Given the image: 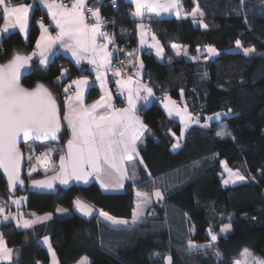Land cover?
Wrapping results in <instances>:
<instances>
[{"label":"trees","instance_id":"obj_1","mask_svg":"<svg viewBox=\"0 0 264 264\" xmlns=\"http://www.w3.org/2000/svg\"><path fill=\"white\" fill-rule=\"evenodd\" d=\"M117 2V8L106 0L98 5L101 13L113 20L116 40L127 44L131 51L138 39L133 5L126 0ZM181 3L186 11L198 3L208 27L175 17L152 20L149 26L164 45L168 58L160 61L152 52L144 51L142 60L145 78L155 92L183 101L200 123L190 124L181 137L180 120L168 116L157 99L141 111L147 130L138 148L147 168L140 159L130 161V173L135 170L136 180L128 179L122 191H106L97 181L59 186L54 191L18 190V194L27 195L23 207L28 215L52 213L54 217L29 229L17 228L14 220L2 222L0 234L15 253L11 264H49V252L39 241L44 234H49L59 264H76L84 256L90 264H165L166 255L172 256L173 264H177L180 255L189 259L187 264H234L243 249L264 259V0H245L243 5L241 0H196V3L181 0ZM39 18L48 21L36 4L27 39L18 30L1 39V63L16 52H31L40 31ZM237 39L241 48L236 47ZM171 43L186 47L195 59L176 56ZM207 45L215 47L218 55L206 59V54L197 52V48ZM247 47L256 51L245 56L243 48ZM64 68H68L67 77H61ZM82 74H88L86 66L77 67L69 58L58 55L46 66L33 60L22 84L31 88L38 82L44 83L58 100L62 116L63 86ZM57 77L61 79L58 81ZM98 96L99 89L92 87L87 100ZM216 112L228 114L206 121ZM205 123L209 126L202 127ZM221 129L227 134L217 136ZM67 138L68 131L63 128L53 143L61 146ZM176 138L180 147L174 149ZM43 145L35 142L36 149ZM222 161L243 173L245 180L223 185ZM41 175L28 176L25 172L23 177L27 182ZM148 182H156L164 195L156 201L153 198L154 206L161 203L175 214L185 216L189 233L173 222L172 232L159 229L150 223L151 216L131 229H119L101 222L98 216L86 221L73 213L64 217L55 215L59 206L71 209L72 201L79 197L110 216L131 219L135 187ZM10 196L0 172V199L9 200ZM227 224L231 225V231L220 234ZM209 230L212 234L219 233L216 241L211 240ZM189 240L206 247H193L189 251ZM216 250L220 257L215 255Z\"/></svg>","mask_w":264,"mask_h":264},{"label":"snow or ice","instance_id":"obj_2","mask_svg":"<svg viewBox=\"0 0 264 264\" xmlns=\"http://www.w3.org/2000/svg\"><path fill=\"white\" fill-rule=\"evenodd\" d=\"M40 3L48 9V14L51 16L55 27L59 30L55 37L49 33L48 28L40 22L41 36L36 43V48L39 49V61L41 65L48 62V53L51 52L53 46L59 41L60 47L66 48L75 57L77 64L81 60L87 59L90 64L94 66L96 72V79L100 81L101 86L105 84V73L113 71L114 75L121 74L120 69H113L111 65L112 53L107 51L108 44H111L112 38L107 32L102 31V27L106 21L100 15L99 9H92L87 7L86 0H72L71 5L65 3H57L56 0H40ZM135 5L134 17L143 19L146 15L151 19L150 14L160 16L162 12H174L177 18L187 19L192 18L193 24H199L201 27L207 28L208 25L204 23V11L196 3L191 12H184L181 0H132ZM245 0H241L243 5ZM33 5L24 3H13L12 0H0V9H2V19L4 20L3 32H7L10 28H19L20 32H26L29 20V12ZM89 13L94 22H88ZM137 27L141 33V44L146 41L143 37L146 33V26L138 24ZM102 38L106 43L98 44L97 38ZM152 40L155 41L150 47L156 48L158 56L163 55V47L160 46L159 41L153 35ZM236 47L241 48L242 43L239 39L235 41ZM171 47L176 51V55H188V50L185 47L181 50L180 46L172 44ZM254 47L243 48V54L249 56L254 53ZM197 52L200 49L197 48ZM209 56L218 55L217 49L211 45L207 46ZM91 53V56L87 54ZM37 53L33 52L30 55H22L15 53L7 64L0 65V169H3L7 176L8 187L10 190L16 188L17 184L23 186L24 181L20 176L22 153L19 148L21 138L24 141L34 139V141H44L49 137H56L57 133L61 131V124L59 118V106L56 98L43 84H37L35 88L28 89L21 85L20 75L21 69L24 68L33 56ZM129 55H132L129 53ZM195 59V57H193ZM207 59V57H206ZM142 67V65H141ZM207 73H205V76ZM64 73H61V77ZM61 77H57L59 81ZM120 88H126L128 91V107L116 109L111 104V94L105 92L100 100L95 101L91 105L84 104V91L89 88L87 77H82L73 80L71 84L64 88V92L68 93L72 85H75V93L72 96L65 97V105L67 111L64 119L71 130V139L67 142V154L60 155L59 171L56 176L46 181L34 180V187L52 188L51 180L59 178L61 184H67L70 180L83 181L88 183L90 177H95L100 182L101 188H109L115 186H123L125 179L136 180L135 170L132 174H128L126 161H132L139 155L136 147L137 141L147 130V126L140 120L135 113V101L139 98V88H143L148 95L152 94V88L144 84H139L136 88L132 87L133 81L131 77L127 80H117ZM145 100L147 96L143 97ZM169 103L165 107L168 108L169 115L173 112L180 116L184 127L181 129V137L184 135V130L189 127L191 123L199 124V118H193L191 113H188L187 108L183 110L176 107V102L171 100V97H166ZM98 109H104L103 112ZM232 110L229 109L228 113ZM228 113H216V118L226 116ZM208 119H212L209 117ZM207 123L202 127H208ZM227 134L224 129L217 131V136ZM175 136V133H172ZM180 147L179 139L173 145V148ZM30 150L32 146L29 145ZM55 151V149H47L41 156L44 160L47 159L48 153ZM41 156H36L39 163H44ZM143 164V160L139 161ZM225 165L229 176L223 179L225 185L230 182L235 184L238 181H244L245 176L240 172L233 171ZM147 166L145 165V169ZM35 166L29 169V175L35 171ZM149 175H151L149 173ZM154 195L162 199V193L159 189L155 190ZM141 197V202L137 204L136 209L133 210L131 224L135 225L140 222L143 216V208L147 206L151 200L147 193H137ZM23 198H21L22 200ZM21 200H13L12 203L19 205ZM77 210L86 216L93 214V209L81 201L75 200ZM6 204H0V216L3 220L15 219L17 221V228L29 229L33 224L49 218L48 215L36 217L35 220L23 219L22 214L17 216L4 215ZM66 211V210H63ZM35 216V214H32ZM99 216L103 217L111 226L119 228L120 226H128L129 221L117 219L110 216L107 212L100 211ZM231 229V225H225L220 229L221 233H227ZM211 240L216 241L217 235L212 234ZM44 243L48 245V250L52 255V264H58L56 253L52 249L47 236L44 237ZM189 251L193 247H206L204 245L196 246L189 240ZM14 250L7 246L3 234H0V264H11ZM159 255V253H156ZM215 255L221 256L219 250H216ZM242 260H238L235 264H248L249 257L252 253L248 249H243L241 252ZM168 264H171V257L166 258ZM78 264H88L86 258H82ZM252 264H264L262 258H252Z\"/></svg>","mask_w":264,"mask_h":264},{"label":"crops","instance_id":"obj_3","mask_svg":"<svg viewBox=\"0 0 264 264\" xmlns=\"http://www.w3.org/2000/svg\"><path fill=\"white\" fill-rule=\"evenodd\" d=\"M126 1H129L130 3H132V0H126ZM56 2L57 3H63L61 0H56ZM100 2H102V0H86V4L91 3L92 5H94V10L95 9H98L97 6H98V4H100ZM21 3L28 4V5H33V7L30 9V12H29V20H28L26 32H20V30H19L18 27L15 28V29H11L10 28L7 32H3L2 29L4 27V20L2 19V21L0 22V41H1V39L5 35L9 34L12 31H15V30H18L23 35V37L25 39H27L31 16H32V14H33V12L35 10L36 4H38L41 7V9L44 11V13L47 15L48 21L47 22H44V20H42L40 18L37 20V25H38L40 31H39L38 37L36 39L34 48L31 50V52L28 55H30L33 52H36L37 55L36 56H33V58H32L31 61L37 60L38 63L40 64V61H39V58H38L39 57V49L36 48V43L40 39L41 31H42L41 28H40V22H42L45 25V27L48 28L49 33H51V35L53 37L56 36V34H57V32L59 30L55 27V24L52 21L51 16L48 14V9L46 7H44V5L42 3H40V0H32L31 2H21ZM16 4H19V3H16ZM132 5H133V11H132V17H133V19L136 21L137 25L138 24H141V23L144 24L146 26V33H147L143 37V39L146 42L144 44H141L142 37H141L140 29L137 27L138 28V30H137V32H138V35H137V37H138L137 44L130 51V53L132 55H131V58L129 60L130 67H131V69L133 71V74H134L133 77L131 78L132 81H133L132 87L133 88H136L139 84H144V85H147L148 87L152 88V94L151 95H148V93L143 88H139V98H136V101H135V113L134 114L136 116H138L140 118V120L144 123L143 117L141 115V111H142L143 108L147 107L148 105H150L151 103H153L154 101H156L157 100V97H158V94L155 92V90L153 89L152 86L146 84L145 81H144V79H145V66H144V62L142 60V52H144V51L152 52L155 55V57L158 60H160V61H164V60H166L168 58L166 56V51H165L164 45L162 44V42L158 38V36L150 28L149 22L152 21V20H155V19H163V18H168V17H175V18H177V17H176V15H175L174 12H162L160 14V16H155L154 14H150L151 15V19H149V16L148 15H146L143 19H140V18H137V17H134L133 16V13L135 12V5L133 3H132ZM183 11L184 12H188V13L191 12V10L190 11H186L184 9H183ZM85 15H86V13H85ZM177 19H179V20H191L192 21L191 16H189L187 19H184V18H177ZM195 25H199V24H195ZM153 35L156 37V41H159L160 46L163 47V50L164 51H163V55L162 56H158L157 55L156 48L150 47V45H152L153 43H155V41L152 40V36ZM97 43L98 44H103V43H106V42L102 38H99L98 37L97 38ZM172 44H175V43H171V45ZM176 45H178V44H176ZM178 46H180V45H178ZM207 46H209V45H207ZM207 46H204V47L199 48V49L201 50L200 51L201 53L206 54L205 57L209 58L210 56H209V54L207 52ZM180 48H181V50H183L185 47H181L180 46ZM171 50L176 55V51L172 47H171ZM107 51H108V46H107ZM200 52H198V53L201 54ZM47 55H48V62L45 65H42V66H46L48 63H50L58 55H62L64 57L69 58L77 67L86 66V68L88 70V74H82V75H79V76L74 77V80L80 79L82 77H87L88 78V82H89L90 87L89 88H86L85 91H84V104L86 106L93 104L97 100H100L101 96H104L105 95V92H108V93L111 94V104L113 105L114 108L120 109V108H127L128 107V91H127V89L126 88H123V89L120 88V86L117 84V81L115 83H113V84L112 83H109L108 82V71L105 73V76H104V78H105V84L102 87L100 81H98L96 79V72L94 70V66L92 64H90L87 59L81 60L80 63L77 64L76 59H75V57L72 56L71 52L68 51L66 48L60 47L59 41L56 42V44L53 46L51 52L48 53ZM87 55L88 56H91V53H88ZM187 56L190 57V58L195 57V56H190L189 55V52H188V55ZM211 57H213V56H211ZM141 65H142V67H141ZM62 72L64 73V76L63 77H67V75L69 74L68 68L62 69ZM118 80H125V79H118ZM92 87H96V88L99 89V96L97 98L91 100V101H88L87 100V95H88L89 90ZM75 88H76V86L74 85V92L70 96L74 95ZM116 90H119L120 93H121V97L118 100L119 101V104L118 105H114V102H115V91ZM145 96H147V99L146 100L143 98ZM171 100L172 101H175L172 97H171ZM160 103H161L164 111L166 112V114L168 116H170L169 115L168 108L165 107L166 104L169 105V108L172 107V105L169 103V101L166 99L164 101H161ZM177 104L178 103L176 102V107H179V106H177ZM66 111H67V108H66V105H65V102H64V112H63V115H62V121H63V128H65L68 131V138L65 141V143L60 146L59 153L57 155H55V152H56V146L55 145L56 144L53 143V142H50L51 144H49V147L47 149L51 148V149H55V151H52V152L48 153V156H47V159L46 160H44V157L41 156V159L44 160V163H39L35 159L33 160V157H34V154H35V151L36 150L29 156V160L33 161V165L32 166H35V169H36L35 171H32L31 172V175H33L35 173H41L42 175L39 176V177H31V178H29L27 180V189L28 190L54 191L59 186H68V185H70L72 183L87 184V183H84L83 181H77L75 179L70 180L67 184H61L59 178H57L55 180H51V183L53 185L52 188H47V187H34L33 186V183H32L34 180H36V181H46V180H50V178L56 176L57 173H58V171H59L60 155L61 154H65L66 155L67 154V150H68V148H67V142H68L69 139H71V136H72L71 130H70V128L67 125V121L64 119V115H65V112ZM98 111L103 112L104 109H98ZM177 116H176L175 112H173V114L170 117L171 118L172 117L173 118H177ZM181 124H182V128H183L184 125H183L182 122H181ZM186 130L187 129L184 130V133L186 132ZM142 137H143V135L140 137V139ZM139 140L136 143V147H137L138 153H139V148H138V142H139ZM26 157L28 159V156H26ZM134 159H140V153ZM129 163H130V161H126L125 162L126 167L128 169V174L130 175V165H129ZM28 173H29V170H28ZM127 180L128 179H125L123 181V186L122 187L115 186V187H109L107 189H105V188H103V189L106 190V191H122L124 189V187H125V184H126V181ZM92 181H97L100 184V182L98 180H96V178L94 176L89 178L88 183L89 182H92ZM239 182H241V181H239ZM227 185H231V184H227ZM22 198H23L22 199V201H23L22 203H24V205H25L26 202H27V195L26 194H23L22 195ZM26 214H27V212L25 210V215ZM45 215H48L49 218L46 219V220H43V221H39V222L33 224V226L34 225H37V224H40V223H44V222H46V221H48V220H50L51 218L54 217V214H52V213H43V214H37L35 216L28 215L27 216V219L28 220H35L36 217H42V216H45ZM9 220H12V219H9ZM230 231H231V229H230ZM229 232H227V233H229ZM39 241H40V239H39ZM40 243L47 247V244H45L44 241H42V242L40 241ZM254 257L259 258L257 256H254ZM240 259H238V260H240ZM87 262H88V264H90V261H87Z\"/></svg>","mask_w":264,"mask_h":264},{"label":"rangeland","instance_id":"obj_4","mask_svg":"<svg viewBox=\"0 0 264 264\" xmlns=\"http://www.w3.org/2000/svg\"><path fill=\"white\" fill-rule=\"evenodd\" d=\"M262 5H264V4H262ZM130 58H131V55L128 57V63H129ZM210 58H211V56H210ZM129 66H130V64H129ZM177 106H179L178 108H180L181 110H183L186 107V105H185L184 102L178 103ZM187 111H188V113H190L189 110H188V108H187ZM216 113H223V112H216ZM216 113L209 115L208 118L211 117L212 119H207L206 121H211V120L219 119V118H216V116H215ZM191 115L194 118V115L192 113H191ZM177 118L181 121L180 116H177ZM193 123H191V124H193ZM177 139H179V138H176V143H177ZM43 144H44L43 145L44 147L48 148L49 147V144H51V143L50 142H46V143H43ZM29 145H31L32 146V149H34V151H35L36 150L35 141H32L31 140V141L25 143L24 146H23V148L25 150V155L27 154L26 156H28V159L26 157V163H28L30 161V163H31L30 167H31L33 165V161L29 160V156L34 151L33 150H30ZM55 146H56L55 155H57L59 153V151H60V146H58V145H55ZM141 159L142 158H140V160ZM33 160H34V158H33ZM223 162H225V161H223ZM142 165H145L144 164V161H143V164ZM221 165H222V174H221L222 175V184L225 185L223 183V179H227L228 176H229V173L227 172V170L225 168V165L222 164V163H221ZM30 167L27 166V164H26L25 172L27 173L28 176H29L28 170L30 169ZM227 167L230 168L228 165H227ZM232 170L234 172L237 171V170H234V169H232ZM240 174H242L244 176L243 173L240 172ZM238 182H236V183H238ZM229 184H233V183L230 182ZM158 187L159 186L157 185L156 182H148L146 184L141 185L140 187L139 186L135 187V195H136V197H135V206H134V209H136L137 204L141 202V197H138L137 196V193H147L148 196H149V198H150V200H151V202L147 206H145L143 208V216L141 217L140 222H138L135 225H132L131 224L132 218L131 219H122V220L129 221V225L128 226H120L119 229H131V228L137 226L138 224H141L143 222H146V219H148V216H151V220H149L150 223L151 224H155L156 225L155 227H157L159 229H167L170 232H172V222H173V223H177L176 227H181V228L185 229L187 233L190 232L189 223L187 222V218L185 216H183V215H180L179 216V215L175 214L174 212H172V208H169L168 206L163 205L161 203L157 204V207L154 206L153 190L156 189V188H158ZM159 188H161V187H159ZM22 195L23 194H18V192H17V195H15V196L11 195L10 198H9V200H6V199L3 200L6 203V205H7V207L5 208L4 215L17 216V215L22 214L23 219H27V216L28 215L27 214H26L27 216L25 215V209L23 207L24 206V203H22L23 201L21 200ZM13 200H21V202H20L19 205H17V204L12 203ZM160 209H161V212H160ZM63 210H66V211H63ZM55 215L56 216H59V217L70 216V215H72V210L70 208H68V207H65V206H59L58 209H57V211H56V213H55ZM98 219L101 222L106 223L107 225H110L107 221H105L103 219V217H100L99 215H98ZM117 219H120V218H117ZM12 220H14L17 223V221L15 219H12ZM3 221H4L3 220V216H0V225L2 224ZM111 227H113V226H111ZM113 228H116V227H113ZM219 233L220 234H226V233H221V231ZM219 233L216 232V233H213V234H216L218 236ZM45 236H47L49 238V242H50V236H49V234L42 235L40 237V241L41 242L44 241V237ZM171 240H172V237H171ZM194 245H196V244H194ZM46 248L48 250V245H47ZM52 249H53V251H55V249L53 248V246H52ZM48 252H49V250H48ZM55 253H56V251H55ZM49 255H50L49 264H52V255H51L50 252H49ZM253 257H254L253 255H252V257H249L248 264H252V258ZM82 258H86L87 261H90L87 256H84ZM56 259H57L58 264H59V260H58L57 253H56ZM242 259L243 258L241 257L240 260H242ZM188 261H189V259L187 260V258H186V260H185L184 257H183V255H180L179 261L177 262V264H187ZM78 262L76 264H78Z\"/></svg>","mask_w":264,"mask_h":264},{"label":"built area","instance_id":"obj_5","mask_svg":"<svg viewBox=\"0 0 264 264\" xmlns=\"http://www.w3.org/2000/svg\"><path fill=\"white\" fill-rule=\"evenodd\" d=\"M63 3L67 4V5H71L72 0H61ZM106 3L111 4V6L113 8H117L118 2L117 0H106ZM87 7H90L92 9H94V5H92L91 3L87 4ZM99 9V12L101 14V17L103 18L104 21H106L107 23H105L102 27V31L107 32L109 34V36L112 38V43L108 44V51L112 53V57H111V65L113 69L119 68L121 74L119 76L114 75L113 71H108V82L109 83H115L118 79H129V77H133V71L131 69V67L129 66L128 63V57L130 56V50L127 47V44L125 43H120L119 41L116 40L115 38V33L113 31L112 28V23L113 20L111 18H108L106 16H104L101 13L100 10V6H97ZM86 16H88V22L92 23L94 22V19L90 16L89 13L86 12ZM42 19V18H40ZM43 20V19H42ZM2 21V9H0V22ZM106 42V41H105ZM87 69V68H86ZM81 71H84V68H80ZM74 80V78L69 79L63 86V90L61 93V99L65 102V97L66 96H70L73 92H74V85H72V87L69 89L68 93L64 92V88L68 87L71 82ZM145 83L150 85L148 78L144 79ZM121 97V93L119 90L115 91V102L114 105H118L119 104V99ZM166 97H169V95L167 93H162L160 95H158L157 99L161 102L166 100ZM175 100V99H174ZM177 103H181V101L179 100H175ZM194 118H197L194 116ZM47 150L46 147L41 146L39 148L36 149L35 154H34V159H36V156H41L42 153H45ZM27 166L30 167L31 163L30 161L28 163H26ZM0 204H6L3 200H0Z\"/></svg>","mask_w":264,"mask_h":264},{"label":"water","instance_id":"obj_6","mask_svg":"<svg viewBox=\"0 0 264 264\" xmlns=\"http://www.w3.org/2000/svg\"><path fill=\"white\" fill-rule=\"evenodd\" d=\"M16 53H20V54H22V55H28V54H26V53H22V52H16ZM14 54H15V53H14ZM12 57H13V56H12ZM12 57H11L9 60H11ZM9 60H8V61H9ZM8 61H6L5 63H1V62H0V65L7 64ZM31 66H32V61L30 60V61L28 62V64H27L24 68H22V69L20 70V71H21V75H20V83H21V85H22L23 87H25V86L22 84V79L28 74V72H29L30 69H31ZM38 83H39V84H43L46 88H48L44 83H42V82H38ZM38 83H37V84H38ZM37 84H35L33 87L28 88V89H33V88H35ZM25 88H27V87H25ZM48 90L52 93V91H51L49 88H48ZM52 94H53V93H52ZM53 96H54V94H53ZM54 97H55V96H54ZM55 98H56V97H55ZM56 101H57V104H58V106H59V103H58V100H57V99H56ZM59 118H60L61 131H62V129H63V121H62V116H61V114H60V107H59ZM61 131H60L59 133H57V136H56V137H49L47 140H44V141H35V142L38 143V144H43V143H46V142L57 141V140L59 139V136H60ZM31 140L34 141V139H29V140H27V141H24L23 138H21L20 143H19V148H20V151H21V153H22L21 168H20V176H21V179L24 181V184H23V186L17 184L16 188L13 189V190H10L9 187H8V189H9L11 195H13V196L17 195L18 190L21 191V192H25L26 189H27V182L25 181V179H24V177H23V174L25 173V169H26V155H25V150H24L23 146H24L25 143H27V142H29V141H31ZM0 172L2 173V175L4 176V178L6 179V182H7V185H8L7 176L4 174L3 169H0ZM157 189H158V188H157ZM157 189H154V190H153V198H154L155 201L158 200V199H160V198H157V197L154 195V192H155V190H157ZM159 190L161 191V189H159ZM161 193H162V196L164 197L162 191H161ZM76 199H80L81 201H83V202H85L86 204H88V205L93 209V214H92L91 216H86V215H84L82 212H80L79 210H77V208H76V206H75V203H74ZM71 210H72V213H73V214L79 216L80 218H82V219H84V220H86V221H90V220H92L93 218L97 217V216L99 215V212L101 211L99 208H96L95 206H93V205L90 204L89 202H87V201H85L84 199L79 198V197H78V198H75V199L72 201ZM169 256L171 257V264H173V258H172L171 255H166V256H165V258H164V263H165V264H168V261H167L166 258L169 257Z\"/></svg>","mask_w":264,"mask_h":264}]
</instances>
